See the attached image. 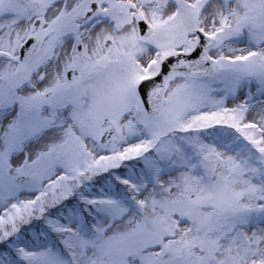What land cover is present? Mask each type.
Instances as JSON below:
<instances>
[{"label": "snow or ice", "instance_id": "6c2138e0", "mask_svg": "<svg viewBox=\"0 0 264 264\" xmlns=\"http://www.w3.org/2000/svg\"><path fill=\"white\" fill-rule=\"evenodd\" d=\"M0 264H264V0H0Z\"/></svg>", "mask_w": 264, "mask_h": 264}]
</instances>
